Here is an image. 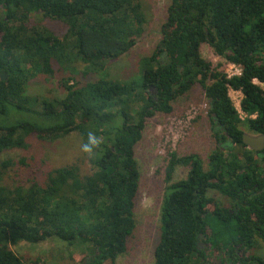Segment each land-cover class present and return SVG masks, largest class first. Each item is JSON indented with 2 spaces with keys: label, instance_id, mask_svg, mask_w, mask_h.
I'll list each match as a JSON object with an SVG mask.
<instances>
[{
  "label": "trees",
  "instance_id": "1",
  "mask_svg": "<svg viewBox=\"0 0 264 264\" xmlns=\"http://www.w3.org/2000/svg\"><path fill=\"white\" fill-rule=\"evenodd\" d=\"M147 20L141 0H0V264H29L10 246L45 241L59 247L53 264H116L136 226L146 121L195 86L215 148L205 161L168 154L153 264H264L252 252L264 244V153L242 143L264 136V0H171L154 50L111 76ZM203 45L240 74L214 68ZM40 81L60 94L31 92ZM72 136L80 153L62 166L32 149ZM179 166L188 174L173 181Z\"/></svg>",
  "mask_w": 264,
  "mask_h": 264
},
{
  "label": "rangeland",
  "instance_id": "2",
  "mask_svg": "<svg viewBox=\"0 0 264 264\" xmlns=\"http://www.w3.org/2000/svg\"><path fill=\"white\" fill-rule=\"evenodd\" d=\"M141 1L147 11L148 18L144 31L140 36L135 37L134 48L123 60L125 63L122 62L126 65L118 64L117 72H111V76L122 79V70H131V64L150 55L161 40V27L168 20L171 0ZM51 27H56V23H52ZM201 54L205 60L212 63L214 68L217 67L221 71L229 69L226 67V62L215 56L208 46H202ZM53 86L54 82L45 84L40 81L32 85L30 91L35 94L44 93V95L60 94ZM207 112L208 105L203 91L200 87L195 86L188 94L179 97L173 103V111L170 115H156L146 121L142 140L135 149V159L140 175L139 194L134 210L136 226L133 236L127 242V251L117 258L116 264H153V250L159 234L160 205L165 187L168 185L165 183L168 154L174 152L179 157L195 154L203 161L206 160V156L215 148L209 130ZM53 146L58 147L54 149ZM32 149L38 151L42 156L50 155L49 153L55 150L51 162L57 166L73 161L80 153L77 136L67 137L55 145L34 143ZM45 151L49 153H45ZM47 158L49 159V157ZM187 174L188 168L179 166L175 170L172 180L185 179ZM57 247L52 241L36 245L21 242L16 246H10L17 256L29 264H34L36 259L39 260L36 264H53L52 254L58 250L59 247ZM252 252L264 259V244L260 243L259 248ZM82 259L83 255H79L77 252L71 254L72 262L79 263Z\"/></svg>",
  "mask_w": 264,
  "mask_h": 264
},
{
  "label": "built area",
  "instance_id": "3",
  "mask_svg": "<svg viewBox=\"0 0 264 264\" xmlns=\"http://www.w3.org/2000/svg\"><path fill=\"white\" fill-rule=\"evenodd\" d=\"M226 67L229 69H226V71H224V73L227 75V77H232V76H237L240 74V68L238 66H235L233 64H229L226 63ZM232 70H234V72H231ZM231 94H235L234 96ZM228 96L231 100V102L233 103V106L238 114V117L240 120H245L247 118V115L241 110L240 107V102L242 99V95L239 91H234L232 89L229 88L228 90Z\"/></svg>",
  "mask_w": 264,
  "mask_h": 264
},
{
  "label": "water",
  "instance_id": "4",
  "mask_svg": "<svg viewBox=\"0 0 264 264\" xmlns=\"http://www.w3.org/2000/svg\"><path fill=\"white\" fill-rule=\"evenodd\" d=\"M242 143L250 151H253L255 153L264 152V136L263 135H253L250 133H243Z\"/></svg>",
  "mask_w": 264,
  "mask_h": 264
},
{
  "label": "flooded vegetation",
  "instance_id": "5",
  "mask_svg": "<svg viewBox=\"0 0 264 264\" xmlns=\"http://www.w3.org/2000/svg\"><path fill=\"white\" fill-rule=\"evenodd\" d=\"M254 153H255V152H254ZM260 153H264V152H260ZM212 263H213V264H219V261H218V260H214Z\"/></svg>",
  "mask_w": 264,
  "mask_h": 264
},
{
  "label": "clouds",
  "instance_id": "6",
  "mask_svg": "<svg viewBox=\"0 0 264 264\" xmlns=\"http://www.w3.org/2000/svg\"><path fill=\"white\" fill-rule=\"evenodd\" d=\"M93 143H95V141L93 140ZM87 150V149H86Z\"/></svg>",
  "mask_w": 264,
  "mask_h": 264
}]
</instances>
